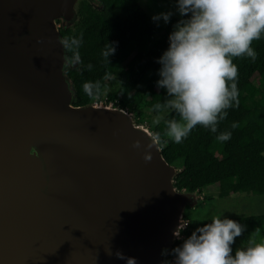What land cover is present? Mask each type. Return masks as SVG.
Listing matches in <instances>:
<instances>
[{"label":"water","instance_id":"obj_1","mask_svg":"<svg viewBox=\"0 0 264 264\" xmlns=\"http://www.w3.org/2000/svg\"><path fill=\"white\" fill-rule=\"evenodd\" d=\"M76 1L0 0V264H163L195 198L127 112L71 103L57 22Z\"/></svg>","mask_w":264,"mask_h":264},{"label":"trees","instance_id":"obj_2","mask_svg":"<svg viewBox=\"0 0 264 264\" xmlns=\"http://www.w3.org/2000/svg\"><path fill=\"white\" fill-rule=\"evenodd\" d=\"M100 2V7H94L88 0H79L73 24L63 23L59 27L62 42L67 40L71 45L72 39L80 40L78 47L63 45L66 58L63 72L70 81L71 103L75 106L92 103L101 96L105 81L119 70L118 78L124 90L116 96L120 98L121 107L137 104L146 95L152 97L155 105L163 104L168 97L166 89L157 86L161 68L158 61L169 48L174 25L187 17L173 16L161 24L153 20L140 0ZM108 44L115 48V53L107 58L103 53ZM252 47L257 52L255 61L247 56L233 58L239 70V106L233 102V106L226 109L227 117L219 122L216 133L197 125L181 143H175L164 135L165 121L180 119L172 110L155 126L153 135L161 137L159 147L164 159L170 164L177 158L183 159V168L173 180L177 190L194 192L215 185L218 197L264 194V35L254 41ZM76 52L80 61L69 64ZM250 67L259 74L260 85L247 76ZM87 82L94 86L92 96L83 90ZM135 87L140 89L131 93ZM222 132H231V138L223 142L217 140ZM258 132L260 136H256ZM211 221L188 220L184 238L176 239L164 257H172V249L181 245L197 227ZM237 222L245 226L242 235L237 237L243 242L242 248L248 246L253 236H258L257 242L264 241V214L247 216Z\"/></svg>","mask_w":264,"mask_h":264},{"label":"clouds","instance_id":"obj_3","mask_svg":"<svg viewBox=\"0 0 264 264\" xmlns=\"http://www.w3.org/2000/svg\"><path fill=\"white\" fill-rule=\"evenodd\" d=\"M176 3L180 15L187 18L174 25L169 48L159 58L157 86L166 89L168 98L154 107L179 115V120L165 121L164 132L179 144L197 125L216 133L219 122L227 117L226 109L233 102L239 106V70L233 58L247 56L256 60L257 52L252 45L264 35V0H176ZM171 15V12L160 13L153 20L163 18L167 23ZM62 43L66 48L78 47L80 40L72 39L71 45L67 40ZM114 53L115 48L108 44L103 55L108 58ZM79 61L80 55L76 52L68 63L74 65ZM93 87L87 82L83 90L92 96ZM161 119L157 115L153 123L158 125ZM230 138L231 132H222L216 137L222 142ZM160 140L159 134L150 137L143 156L146 162L152 160L150 150L158 147ZM133 147L144 146L138 139ZM244 229L234 219L217 216L197 227L181 245L171 250L174 256L171 264H264V241L251 239L247 247L237 248L233 255L232 245ZM166 254L167 249L162 252ZM115 256L126 259L127 264H136L135 258L125 257L119 251Z\"/></svg>","mask_w":264,"mask_h":264},{"label":"rangeland","instance_id":"obj_4","mask_svg":"<svg viewBox=\"0 0 264 264\" xmlns=\"http://www.w3.org/2000/svg\"><path fill=\"white\" fill-rule=\"evenodd\" d=\"M78 1L79 0L76 1L73 7L74 13ZM140 3L147 10L148 14L151 17L166 12H171V17L180 16L176 0H140ZM74 15L68 21L58 19V28L63 23L72 25L75 21ZM158 22L161 24H165L163 18L158 20ZM118 72L119 70L105 81L102 87L101 96L99 98H96L97 106H104V104H109L108 101H114V99L118 101L120 100V98L116 95H120L122 93V91L124 90V85L118 78ZM246 73L247 76L256 85H260V77L254 67H250ZM139 89L140 87H135L131 90V93ZM92 104L95 105L93 101ZM154 106L155 104L152 97L146 95L137 104H128L122 107L118 105L116 107L127 112V114H129L132 118L134 125L147 130L152 135L153 130L157 125L153 123L154 118L157 115L163 117L170 111L169 109H165L162 112H157ZM256 136H260V133H256ZM171 164L174 166L177 173L183 168V159L177 158ZM180 192L190 194L191 197L195 198H192L190 201L184 204L183 208L181 209V221H188L191 219L212 220L217 216H219L220 218L226 217L234 220L237 219L236 221H238L247 216L264 214V194L253 195L251 193H241L234 196L218 197V187H216L215 185L199 191L187 192L181 190ZM255 238L257 239L258 236L252 237V239ZM242 247L243 242L236 238L235 243L232 245L233 255H235V251L237 248ZM162 258L163 264L170 263L168 260L169 258L164 257V255H162Z\"/></svg>","mask_w":264,"mask_h":264},{"label":"built area","instance_id":"obj_5","mask_svg":"<svg viewBox=\"0 0 264 264\" xmlns=\"http://www.w3.org/2000/svg\"><path fill=\"white\" fill-rule=\"evenodd\" d=\"M93 102L95 103V105H97L96 98L93 100ZM105 102H107V101H105ZM108 103L109 104H104V105L111 106V107H116L119 105V101L115 100V99H114V101H108ZM186 228H187V221H181L180 227L178 230V235H177L176 239L182 240L184 238V236H185L184 231L186 230ZM168 260L170 262L168 264H171V262L174 261V256L170 257Z\"/></svg>","mask_w":264,"mask_h":264}]
</instances>
